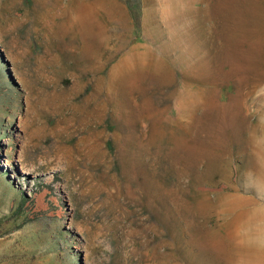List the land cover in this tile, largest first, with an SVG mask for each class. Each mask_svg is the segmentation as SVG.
<instances>
[{
  "label": "rangeland",
  "instance_id": "374dc122",
  "mask_svg": "<svg viewBox=\"0 0 264 264\" xmlns=\"http://www.w3.org/2000/svg\"><path fill=\"white\" fill-rule=\"evenodd\" d=\"M0 264H264V0H0Z\"/></svg>",
  "mask_w": 264,
  "mask_h": 264
},
{
  "label": "crops",
  "instance_id": "0c3cea01",
  "mask_svg": "<svg viewBox=\"0 0 264 264\" xmlns=\"http://www.w3.org/2000/svg\"><path fill=\"white\" fill-rule=\"evenodd\" d=\"M262 246V245H261Z\"/></svg>",
  "mask_w": 264,
  "mask_h": 264
}]
</instances>
